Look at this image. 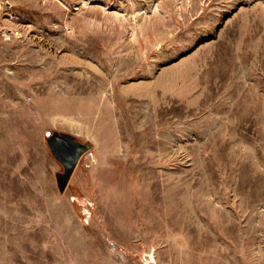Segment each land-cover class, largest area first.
<instances>
[{"label": "rangeland", "instance_id": "rangeland-1", "mask_svg": "<svg viewBox=\"0 0 264 264\" xmlns=\"http://www.w3.org/2000/svg\"><path fill=\"white\" fill-rule=\"evenodd\" d=\"M12 2L0 264H264V0Z\"/></svg>", "mask_w": 264, "mask_h": 264}, {"label": "water", "instance_id": "water-1", "mask_svg": "<svg viewBox=\"0 0 264 264\" xmlns=\"http://www.w3.org/2000/svg\"><path fill=\"white\" fill-rule=\"evenodd\" d=\"M46 142L53 157L63 166V171L56 173L57 184L62 192L79 158L90 148V144L77 140L76 136L67 132H53Z\"/></svg>", "mask_w": 264, "mask_h": 264}, {"label": "built area", "instance_id": "built-area-1", "mask_svg": "<svg viewBox=\"0 0 264 264\" xmlns=\"http://www.w3.org/2000/svg\"><path fill=\"white\" fill-rule=\"evenodd\" d=\"M40 2H61L71 9L81 6L89 7L98 5L104 0H37ZM19 19L15 11V3L12 0H0V40H15L22 36L19 27Z\"/></svg>", "mask_w": 264, "mask_h": 264}]
</instances>
